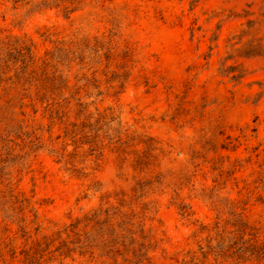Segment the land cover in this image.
I'll use <instances>...</instances> for the list:
<instances>
[{
    "label": "rangeland",
    "instance_id": "374dc122",
    "mask_svg": "<svg viewBox=\"0 0 264 264\" xmlns=\"http://www.w3.org/2000/svg\"><path fill=\"white\" fill-rule=\"evenodd\" d=\"M0 264H264V0H0Z\"/></svg>",
    "mask_w": 264,
    "mask_h": 264
}]
</instances>
